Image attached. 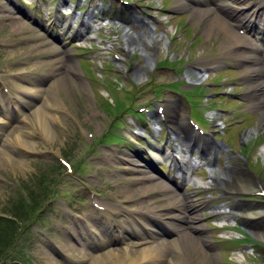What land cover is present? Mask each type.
<instances>
[{
  "label": "rangeland",
  "instance_id": "374dc122",
  "mask_svg": "<svg viewBox=\"0 0 264 264\" xmlns=\"http://www.w3.org/2000/svg\"><path fill=\"white\" fill-rule=\"evenodd\" d=\"M171 3V7H175L176 11L180 12L185 10L183 6L180 7V0H172ZM167 5L168 3H166V6ZM176 5H179V7H176ZM218 12H220V14H223L222 11ZM186 17L188 23L192 24V33L201 35V51L210 52V54L214 58H216L214 60L222 59L225 63H231L233 67L238 68L236 72H233L229 75L226 74L222 77V79L228 82L229 85H234L236 90L237 88L241 89L239 90V95L242 98H246L245 104H243L242 106L247 111H249L248 114L239 117H245V120L242 122V127H244V125L247 126L245 130L242 131L241 129H239L238 126L240 125L237 126L236 124L230 125L228 128L229 131L228 135L225 137V140L235 148L237 147V137L240 132L244 134L245 132H247V130L254 127H257L260 131L264 130V127H260V119L261 116L263 118V114L260 115V112L257 109L253 108L251 105L256 94L254 91L247 93L248 89H250V84L246 82V78H243L241 66L235 65L236 63H234L233 59L222 57L224 55H227L226 50L228 42L222 38L219 32L209 31L208 29H206V27L204 26V21H198L196 16L192 14V12ZM178 19L179 18H176L173 23H176ZM30 29V27L25 25L23 28L0 25V38L5 36L11 37L10 42L0 41V70H4L5 68L9 69V66L11 67V72L16 74L19 72L22 73L25 70L29 74V76H27L28 79L30 78V80H35L38 79V76L37 74H35L34 78V74H31V71L33 70L42 74L47 69V65L41 61L42 55L53 51L52 49L48 50L45 48V42L43 45H38L37 50L35 48V44L30 45V41L39 38V35L36 32L31 31ZM157 44L158 46L163 48L161 42H158ZM88 47H91V45L88 44ZM73 52H76V50H73ZM102 56L103 53L100 55L99 53H97V63H100V57L102 58ZM75 60H78V58L75 57ZM83 61L85 62V65L83 66L84 72L81 71L82 73L79 69H77V71L71 70L73 73L68 74L60 72L57 73L59 75V79H64V81L66 82L64 83L65 89H71L68 92H60V96H63V98L61 96L62 99H64L66 95L68 96L67 99H64L68 111L67 115L63 116L61 115V113H58V117H54L48 125L52 127L55 132L53 140L46 139L44 134L40 130L35 129L33 131L34 136L32 134L33 138L31 136L33 141L32 147L35 148V152L32 151L33 149L25 148V144H23L21 148L16 149H12L11 146H9L7 151H5L4 153L0 151V212H10L9 202L18 193H20L23 188H25V183L39 182V180L43 178V175L46 176L47 181L55 178L53 180L54 183L51 186V188L54 189L53 192L55 193V195L50 196L46 203L45 209L42 212L43 217L46 218L44 219V221L42 220L32 225V240L24 244V246L26 247V253L30 255L29 258L31 259V264H74V260L86 259L82 252L80 253L75 251H73L71 255L69 254L71 257L70 259L60 253L53 246V244L58 240H62L63 238L65 241L68 240L69 243L76 244L77 247L81 249V246L78 245L75 239H79L78 235L76 233H68L64 231L65 223L72 224L74 220V217L72 216L67 206L70 205L71 207H76L79 210L87 208L89 205L87 186L96 189V186H98L99 183H89L84 175L80 180L77 181L71 179L70 177H68L67 171H61L62 166L60 165V163L62 164V162L57 159V157L60 154H62L63 156L65 155L67 157L66 158L64 156L66 159L71 161L72 164H75V162L79 161L80 158L88 157L85 152L90 149L91 143L100 142V140L102 139L103 131L108 128V121L113 119L112 116L106 115L107 113L105 112L104 106L107 105L106 98L108 95V91L111 92L108 87L114 88L115 85L113 84V82H115L117 77H119L118 74L113 73L115 72V70L118 72L119 68L117 67V69H115V65L113 67H109L107 65L104 68L98 69V71H96L95 66L91 64L90 58H84ZM53 65L54 68H60V66L58 65ZM148 65L149 63L147 59V63L145 60L141 67L148 69ZM27 66H31L30 68H27L29 69V71L25 69V67ZM105 68H110L112 70L106 71ZM47 70L50 71L51 69L49 68ZM61 70L62 69H60L59 71ZM162 70L164 71L166 69H161V71ZM97 74H99V76H97ZM151 76L152 73L147 70L146 74L140 80V82L142 84L148 82L152 79ZM10 77L11 78L9 79V84L11 85L14 82V77H16L19 82H24L22 79H20V75L18 74L16 76L10 75ZM156 78L157 81L164 80V77L161 76L156 75ZM76 81L77 83H74ZM78 82H83L84 84H78ZM215 83H217L218 85L221 84L220 79L216 78ZM202 91L204 90L202 89ZM103 93L105 94V98H103ZM198 94H200L199 89L194 91V93L190 96V102L194 109L200 108L201 105L200 98L199 96H197ZM219 99L224 100L226 99V97L221 96ZM127 100H129L128 97ZM243 112L246 111L243 110ZM52 113L57 115V112ZM128 117L129 115H126L125 122L127 121ZM140 117L142 120H144L143 115H140ZM246 118L250 119L246 120ZM200 121H202V123L205 125L204 121L201 118ZM26 124H28L27 119H25L23 123H20L18 125L24 126ZM86 129L94 133V137H91L92 139H90ZM253 134L251 136H253ZM257 136L258 134L255 137ZM231 137L235 139L229 140ZM106 140L109 141L110 138L106 137ZM239 141L240 139L238 138V142ZM257 146L260 149L263 144L258 145L257 143ZM254 153L256 154V158L255 160L252 159L251 162L248 163L249 169L255 173L261 172L262 177L264 178V172L260 170L261 166L264 167V161L259 156V150L255 149ZM257 157L258 161L256 162ZM57 161L60 163H58ZM113 162L114 163L112 165V168L114 169H117V167H120L122 164L118 160H115ZM101 166L103 165L100 164L99 166H96L95 170L91 172L88 177L90 178L92 175L100 172L102 169ZM102 175L104 177V180L107 181L114 178L120 179V177L124 176V173L116 172L113 169L107 168L102 171ZM80 176L77 179H79ZM141 177L142 176L140 175L138 177L132 176L134 181L137 182V187H129L128 184H124L119 189H114L113 192L121 198H127L129 192H131V194L133 195H136V190H138L140 191V195L137 194V197H140V200L144 201V206H147V204L149 203V205H152L151 208L157 212L159 208L163 207H165V209H171L172 204L175 202V194L172 193L167 195L161 192L160 188L153 187V184H151L152 181L150 179L144 181L141 179ZM56 182L57 184H55ZM220 192L221 191L218 189H213L211 193L206 191L205 195L198 194L197 192L196 194L203 197H216L212 201L213 204H217L221 200L226 199L219 197ZM158 194H160L164 198L156 197L155 195ZM230 203L231 205H237L241 204V201L240 199H237L236 201H231ZM210 204L211 202L208 204V206H211ZM169 211L171 213L174 212L171 210ZM175 213L178 212L175 210ZM160 216L163 218H168L165 214H160ZM47 218H49V220ZM2 220H4V218L0 217V223H3ZM2 227L3 225L0 224V234ZM211 231L213 232L212 235H214L215 238L219 240L218 243L220 246H215V244H213L210 240L211 246L208 247L209 250H206V252L202 250V246L198 243L197 240L195 241L198 243V245L194 247V244L189 241L191 238L188 239L186 235L187 233L184 232L182 234V237L180 239L186 246L188 259L191 260V263L192 261L194 262L192 264H200L201 262L202 264H206V258L213 256H215L213 260L216 264H226L224 262V259L222 260L221 254L219 252V249L222 247L221 245L225 243L224 241H221V237H219L222 236L223 233L215 229H211ZM47 236L52 238L53 243L50 242V239H48ZM232 241H234V239L230 240V242ZM119 244L120 243L114 245V248L123 247L121 244ZM163 245L166 244H159L158 248ZM210 247L213 248V250H217V257L214 252L210 251ZM169 248L170 251L167 250L166 246H164L162 251H160V254L171 256L173 249L171 246H169ZM85 249L94 255L93 251L88 248ZM243 250L245 252L246 260L244 258L239 259V252H235V250L232 252V249L229 253L228 260L234 262L235 264H239L238 260H240V262L246 264L248 256H251L249 257V260L254 259L256 261L264 262L263 250H259V253H249L248 250ZM201 253L203 254L204 258H202Z\"/></svg>",
  "mask_w": 264,
  "mask_h": 264
},
{
  "label": "bare ground",
  "instance_id": "6f19581e",
  "mask_svg": "<svg viewBox=\"0 0 264 264\" xmlns=\"http://www.w3.org/2000/svg\"><path fill=\"white\" fill-rule=\"evenodd\" d=\"M212 2H208V0H203L204 3H206V8H205V14H198L196 16H199L202 19L206 20V23H209L210 29L213 30V28L221 30L223 32V39L226 38L225 41L231 40V39H237L235 44H241V46H246L249 43L255 44L256 48L259 47L260 45H256V43L241 35L239 32L235 30V26L237 27H247L251 22H253L254 18L257 17V15L263 14L264 16V0H211ZM196 10V8H194ZM204 10V9H201ZM218 10H222L225 14H227L230 18H234V21L231 22L227 18L220 16L218 13ZM140 42L143 43V36H139ZM144 48V43L142 44ZM145 49V48H144ZM233 58L236 60L239 59H250L252 61H255L257 63L260 61V57L254 55V54H248L247 52L243 50H235L232 51ZM151 61V59H149ZM213 64V63H211ZM211 66V65H209ZM209 66L205 65L206 68ZM257 69L261 72L264 73V68L261 66L257 67ZM145 71L138 70V75L143 76ZM64 79L58 80L57 82H53L49 84V87L46 88H36L33 84L30 85L28 84H20L18 80L15 81V91L17 92V97H22L23 93H26L29 96V99H24L23 102L29 106H36L37 99L41 100V106H37L33 113L29 116L26 117L28 118V123H29V129L31 132H33L35 129L40 130L46 139L53 140V136L55 134L54 130L52 127L48 126L50 122L53 120L54 117H58L59 114L55 115L52 113V110H56L57 112L60 111L61 115L66 116L67 115V107L65 104V101L61 98L60 92H68L71 88L65 89L64 87ZM74 83H77L74 82ZM61 84V85H60ZM78 84H84L83 82H78ZM253 87L257 91V88L259 90L263 89L264 91V80H258L253 83ZM48 93V94H47ZM42 94H43V99H42ZM68 96L66 95L64 99H67ZM35 100V101H34ZM33 101V102H32ZM258 108L261 109V107L256 104ZM170 110L174 109V105L172 102H170V105L168 106ZM263 111V121H264V110ZM22 110H20V113ZM185 122V121H184ZM181 122L180 126H185L186 123ZM8 123V121L5 120H0V145L2 144L3 136L1 132L5 130L7 126H5ZM179 125V124H176ZM250 133V132H248ZM10 140V139H9ZM16 140L22 142L20 137H16ZM9 141L3 144L2 146V152L4 153L7 149ZM26 145L25 148L28 149H35L33 148V141L29 142H24ZM158 156H160L158 154ZM135 162V161H134ZM145 167H141L140 170L144 171L147 176H152L149 174L148 170ZM237 179V183L235 187H229L230 191L232 192L233 190H249L253 188V179L250 176L244 175L243 173L239 174L238 177H235ZM197 184V183H194ZM161 185L160 183L154 184V186ZM191 194V193H189ZM192 196V194H191ZM179 202H182L180 197L176 195L175 198V203L172 206H176L177 204H180ZM210 202V199L204 198L201 201H197L196 199H191L189 207L188 205L185 204V209L189 210V215L193 216V211H196L198 209V206L202 203H205L207 205ZM182 205H180L179 209L184 208ZM135 209V208H134ZM215 212H220L217 211V208H214ZM128 216V215H127ZM168 216L171 217H177L176 214L170 213ZM199 216V221L195 220V217L190 221V226L186 228V235L189 241L193 243L194 245L196 244L195 239H201L206 241V237L202 234L203 233V225L201 223V216L198 213ZM130 217V222L128 223L127 227L128 229H133L134 232L136 233H144L145 231H151L149 233V237L147 240L142 239V241L139 243L138 247H129L125 246V248L121 251H114L109 248V244L113 243H106L103 245H97V238L96 236L98 235L96 233L97 230H99L98 226H96L97 222H101L105 225L104 229L109 231H113L116 229L117 226L121 227L122 223H124V218L120 221V223H114V219L107 215L106 217H100L96 223H94V229L93 230H88V232H85L84 230H80L81 235L84 237L87 235L86 238V243L84 245H89V246H94V247H104L107 252L98 255L93 258L92 264H141L140 261L148 262L151 261L156 264H184L181 256L185 259L186 264H187V259L188 257L186 256V246L183 243L182 240L174 237H170L169 239H161L159 237V244H166L163 246H160V248H155L153 246V243L155 241H152V239L157 238L158 232H154L150 229L149 224H145L141 220L135 218L134 216H128ZM185 221H188L185 219ZM184 226L181 227L183 229ZM192 230L196 231V233H192ZM190 235V236H189ZM64 249L70 254L73 251L76 252H83L84 250L79 249L75 245L71 246H65L62 242H60ZM166 246L167 250L170 251L169 246L173 248L171 257L168 255H162L160 254V251H162L163 247Z\"/></svg>",
  "mask_w": 264,
  "mask_h": 264
},
{
  "label": "trees",
  "instance_id": "16d2710c",
  "mask_svg": "<svg viewBox=\"0 0 264 264\" xmlns=\"http://www.w3.org/2000/svg\"><path fill=\"white\" fill-rule=\"evenodd\" d=\"M0 224L5 226V227H7L9 229V231H10V238L7 236V237H5L4 241L0 238V248L2 249L1 253H3V250L5 248V244H7L10 240H13L12 234L14 233V236H15V234L17 232V229L15 227H12L10 225L5 224L4 221H3V223H0ZM4 242H5V244H4Z\"/></svg>",
  "mask_w": 264,
  "mask_h": 264
}]
</instances>
